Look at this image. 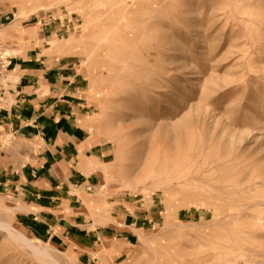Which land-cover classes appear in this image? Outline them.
Listing matches in <instances>:
<instances>
[{"label": "rangeland", "instance_id": "1", "mask_svg": "<svg viewBox=\"0 0 264 264\" xmlns=\"http://www.w3.org/2000/svg\"><path fill=\"white\" fill-rule=\"evenodd\" d=\"M3 15L0 33L56 27L102 179L95 215L142 221L73 250L32 236L0 193V223L30 240L0 227V264H264V0H0ZM0 52L1 113L15 78ZM15 138L0 131V152Z\"/></svg>", "mask_w": 264, "mask_h": 264}, {"label": "crops", "instance_id": "2", "mask_svg": "<svg viewBox=\"0 0 264 264\" xmlns=\"http://www.w3.org/2000/svg\"><path fill=\"white\" fill-rule=\"evenodd\" d=\"M2 20L0 30L6 17ZM3 31L0 48L11 52L6 67L15 79L8 84L13 102L0 113V131L13 134L23 148L10 155L1 147L0 193L19 201L17 218L32 236L68 249L94 251L104 240L127 232L126 227L141 225L142 218L125 210L100 220L95 215L101 213L94 204V188L102 179L89 167L96 157L91 140L85 139L86 128L75 123L83 114L78 82L56 58V47L49 46L56 42V27L42 25L37 38L33 31L23 37L12 28ZM115 197L120 195L110 198ZM118 204L117 212L122 202Z\"/></svg>", "mask_w": 264, "mask_h": 264}, {"label": "bare ground", "instance_id": "3", "mask_svg": "<svg viewBox=\"0 0 264 264\" xmlns=\"http://www.w3.org/2000/svg\"><path fill=\"white\" fill-rule=\"evenodd\" d=\"M0 227H2V228H4V229H7L8 231H10V233H11L12 235H14V236L17 237V238L22 237L24 240H26V241H30V240H29L26 236H24L21 232L15 233L14 231H11V230H10L11 227L8 226V225H5V224L0 223ZM36 251H38V250H36ZM38 252H39V251H38Z\"/></svg>", "mask_w": 264, "mask_h": 264}]
</instances>
